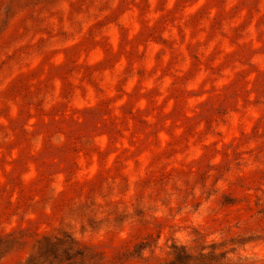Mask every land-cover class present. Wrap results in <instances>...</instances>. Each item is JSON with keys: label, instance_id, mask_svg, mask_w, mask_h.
Here are the masks:
<instances>
[{"label": "rangeland", "instance_id": "rangeland-1", "mask_svg": "<svg viewBox=\"0 0 264 264\" xmlns=\"http://www.w3.org/2000/svg\"><path fill=\"white\" fill-rule=\"evenodd\" d=\"M263 208L264 0H0V236H31L0 264L50 233L264 264Z\"/></svg>", "mask_w": 264, "mask_h": 264}, {"label": "trees", "instance_id": "trees-1", "mask_svg": "<svg viewBox=\"0 0 264 264\" xmlns=\"http://www.w3.org/2000/svg\"><path fill=\"white\" fill-rule=\"evenodd\" d=\"M261 212H264V208ZM28 237L31 236L24 230L1 235L0 260L18 251L22 244L28 242ZM134 253L136 251H127L109 259L104 253L83 244L71 234H37L29 258L19 264H128ZM163 264H231V261L222 253L204 250L193 252L185 246H176L173 256Z\"/></svg>", "mask_w": 264, "mask_h": 264}]
</instances>
